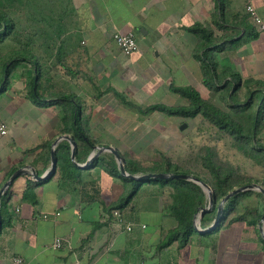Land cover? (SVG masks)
<instances>
[{
  "label": "crops",
  "instance_id": "1",
  "mask_svg": "<svg viewBox=\"0 0 264 264\" xmlns=\"http://www.w3.org/2000/svg\"><path fill=\"white\" fill-rule=\"evenodd\" d=\"M249 2L264 15V0ZM63 7L58 21L65 23V76L60 81L47 73L52 68L35 61L43 55L37 45L28 60L17 63L6 85V63L0 62V118L9 126L0 135V189L22 166L47 172L55 140L73 136L65 130L63 106L51 103L53 86L81 102V128L96 141L93 145H113L121 154L131 150L124 135L152 112L161 120L180 117L143 112L132 103L169 105L158 89L197 88L203 78L196 56L200 39L190 28L200 22L215 31L219 20L215 0H64ZM118 31L134 32L139 48L129 55L122 52L114 40ZM147 70L144 82L137 84ZM34 78L46 90L42 96L29 90ZM95 152L91 146L87 159L76 161L83 164ZM78 167L74 178L63 177L58 167L42 181L23 174L5 191L0 264H11L15 255L24 264H264L260 223L224 222L211 231H194L182 243L175 238L180 220L171 208L172 184L144 182L125 206L111 208L128 197L135 183L102 164ZM57 236L63 238L59 248L53 246Z\"/></svg>",
  "mask_w": 264,
  "mask_h": 264
},
{
  "label": "rangeland",
  "instance_id": "2",
  "mask_svg": "<svg viewBox=\"0 0 264 264\" xmlns=\"http://www.w3.org/2000/svg\"><path fill=\"white\" fill-rule=\"evenodd\" d=\"M63 1L22 0L21 7H15V10L11 5L9 9L12 17L17 20L16 29L5 41L0 42V62H6L19 50L22 54L25 52L33 55V46L37 45L41 48L43 55L35 61L52 68L51 72L47 73H51L50 76H53V79L57 78V81H60L59 78L65 76L63 74V71L65 72V48L61 45L65 41L63 38L65 29L58 33L56 26L57 18L62 14ZM249 1L251 0H226L225 14L221 22H215L214 25L219 41L232 37L241 38L237 44L232 46L229 42L223 52L216 53L219 71L230 67L239 71L243 76L244 87L237 90L234 95L239 102L246 100L249 86L255 87L252 80H264V32H260L256 38L248 37L245 25L242 23L245 21L254 26L246 9ZM30 13L36 17L33 22L31 19L28 20ZM31 44H33L32 47H30ZM148 71L142 72L135 82L141 85L144 82L142 79L145 80L149 74ZM53 87L56 90L55 97L65 94V89ZM197 89L205 99L229 112L233 118L241 122L248 119L249 111L246 113L243 110L239 112L232 110L227 88L220 90L208 88L202 78ZM42 90L46 91L44 87L40 88V91ZM158 93L165 94V101L169 102V105L188 103L186 97L173 91L158 89ZM159 117L156 112H152L143 124L135 126L134 132L124 135L125 141L131 145V150L123 151L124 159L134 160L149 169L160 166L162 162L166 164L170 161L182 171L186 170L190 174L198 175L212 187L210 169L204 165L205 158L211 156L216 165L223 166L232 172L233 181L243 185L247 182H256L264 186V163L258 162L255 157L246 153L245 146L235 141L229 133L216 127L203 115L199 114L193 118L166 116L162 120ZM118 135L121 137L122 134ZM258 138L264 142V127L259 129ZM239 186L237 184L233 188ZM204 191L206 194L203 201L204 206H207L209 194L205 189ZM258 192L259 190H255L248 195L240 196L234 207L229 208V217L245 214L250 219L255 216V210H263L264 194ZM262 216L258 219V223Z\"/></svg>",
  "mask_w": 264,
  "mask_h": 264
},
{
  "label": "trees",
  "instance_id": "3",
  "mask_svg": "<svg viewBox=\"0 0 264 264\" xmlns=\"http://www.w3.org/2000/svg\"><path fill=\"white\" fill-rule=\"evenodd\" d=\"M17 0H0V42L5 41L12 32L16 29V18L12 17L11 10L9 9L13 5V10L21 7V1ZM20 5H17L19 4ZM218 22H221L226 7V0H215ZM65 13V8L63 7L62 14ZM61 14V15H62ZM36 15V14H35ZM60 15V16H61ZM28 20L33 22L36 18L31 13L28 15ZM59 17L57 18V20ZM60 20V19H59ZM245 26L246 35L248 37L256 38L259 33L254 26L245 21L242 22ZM220 25V24H219ZM222 25V24H221ZM65 28V23L57 21L56 32L60 33ZM191 31L195 32L199 36V46L197 50V58L202 63V73L204 84L211 89L220 90L222 88L228 89V99L231 101L232 110L239 111H249L247 113V120L239 121L233 118L229 112H226L205 99L200 90L194 86H177L173 85L172 90L188 99L187 104L182 105H167L164 103H156L147 106L146 108H141L140 106L132 103L133 106H137L143 112L159 110L168 115H176L180 117H196L201 114L204 118L208 119L219 129L229 133L235 141L241 143L242 146L246 147V153L250 156L255 157L258 162L264 163V142H261L258 138L259 129L264 127V80L255 79V87L251 88L249 86V93L245 101L239 102L236 99L237 90L244 87L243 76L239 71L233 70L230 67L224 68L219 71L217 52L227 48V44L230 42L232 46L237 44L241 38H230L219 41L215 31L209 29L204 24L198 22L190 28ZM12 55L6 63V80L4 85H6L9 80L8 76L15 68L17 63L28 60L30 58L29 53L16 52ZM39 83L34 78L30 83V92L33 96H42L40 94ZM52 104L59 103L63 106L65 110V117L63 121L65 123L66 131H73V137L77 141L76 148V160L85 161L91 152V146L96 142L87 133L82 131L81 123L82 119L79 117V112L83 110V105L74 95L63 94L59 95L51 101ZM72 146L69 140L64 139L57 145V167L62 172L63 177L74 178L77 171L80 170L78 165L74 163L71 159ZM50 159V156L48 155ZM102 164L109 171L114 174L121 175L120 166L117 162L115 155L112 152L105 151L95 158L92 165ZM204 165L210 169L211 173V184L214 190L215 205L212 211L206 212L201 219V227L209 226L215 219L218 204L221 202L222 198L227 195L231 190H233L235 185H243L240 182L233 181L232 172L223 166L216 165L212 157L205 158ZM90 166V165H89ZM126 169L133 174L147 173V172H185L190 173L186 170H181L173 162H164L154 169H149L141 166L138 162L134 160L125 158ZM196 175V174H194ZM198 176V175H196ZM199 177V176H198ZM126 180H131L135 183L134 188L131 190L127 198H125L117 206L121 208L125 206L126 203L132 200V197L138 192L142 184L146 181H157L161 183H170L174 187L173 191V202L171 208L174 209L177 217L180 220V226L175 232V238L181 237L182 243L189 240V236L193 233L195 229L194 225V215L199 210L201 206H204L203 198L205 196V191L199 184L186 179L181 178H148V179H131L123 176ZM201 178V177H200ZM206 181V180H205ZM249 183V182H247ZM245 183V184H247ZM255 192V189L246 190L239 192L231 196L225 202V211L221 218V223L224 222H235L238 220L248 219L245 214H240L237 216L229 217V210L234 207L237 199L240 196L248 195ZM258 193L264 194L259 191ZM5 194L1 198V210L3 211ZM230 208V209H229ZM264 214L263 210H258L255 212V216L250 218L251 223H258V219ZM254 215V214H253ZM3 218V216H2ZM4 222V218H3ZM219 224V225H220ZM218 225V226H219ZM217 226V227H218ZM216 227V228H217ZM211 231V230H210ZM173 238H170L165 244H169Z\"/></svg>",
  "mask_w": 264,
  "mask_h": 264
},
{
  "label": "water",
  "instance_id": "4",
  "mask_svg": "<svg viewBox=\"0 0 264 264\" xmlns=\"http://www.w3.org/2000/svg\"><path fill=\"white\" fill-rule=\"evenodd\" d=\"M62 139H67L70 141L71 146H72L71 159L73 160L74 163L78 164L81 167H88L90 164H92L93 160L97 156H99L102 152L110 151L115 155V157L118 161L122 176L131 178V179H136V180L148 179V178H153V177L154 178H181V179L191 180V181L201 185L209 194V202H208L207 206L200 207L199 211L194 216L195 229L199 232H205V231L213 230L220 224L222 215L225 211V202L231 196H233L239 192L251 190V189L259 190V191L264 193V186L259 184V183H256V182L247 183V184L241 185L237 188H234L227 195H225L222 198L221 202L218 204L216 217H215L213 223L208 227H201L200 223H201V219H202L203 215L206 212L211 211L213 206H214V203H215L214 190L207 181H205L204 179H202L196 175H193L190 173H185V172H147V173H143V174L130 173L125 167V159H124L123 155L113 145L100 146V147L93 145L94 149H96V152L90 155L87 162L81 164V163L76 161L77 141L74 139V137L71 134H62L55 140V142L51 148L52 162H51L50 169L47 172L40 174L35 169V167L33 165H25V166L18 168L17 170H15L11 174L9 179L5 182V184L0 189V200H1L2 195L5 193V191L7 189H9V187L13 184V182L16 180V178H18L20 175L29 174L33 177L34 180H37V181H42V180H46V179L50 178L57 170V161H58L57 160V145ZM2 225H3V218H2V212H1V206H0V228L2 227ZM260 229H261L262 235L264 236V214H263L261 221H260Z\"/></svg>",
  "mask_w": 264,
  "mask_h": 264
},
{
  "label": "built area",
  "instance_id": "5",
  "mask_svg": "<svg viewBox=\"0 0 264 264\" xmlns=\"http://www.w3.org/2000/svg\"><path fill=\"white\" fill-rule=\"evenodd\" d=\"M247 13L251 19L254 27L258 32H264V17L261 15L256 5L252 2L247 4ZM114 40L116 41L118 47L125 54L129 55L139 48V43L137 36L134 32H116L114 34ZM9 126L5 120L0 118V135H6L8 133ZM114 213L118 216L120 222H124V217L120 214L118 210H115ZM61 212L58 211L56 215H60ZM45 218L49 217L48 214L43 215ZM128 229L133 228V224L129 222L127 224ZM63 245V238L57 236L54 239L53 246L59 248ZM25 259L22 256L15 255L12 257L11 264H24Z\"/></svg>",
  "mask_w": 264,
  "mask_h": 264
}]
</instances>
